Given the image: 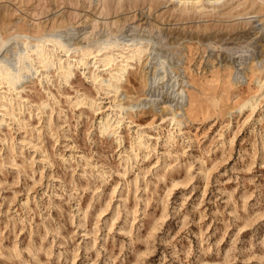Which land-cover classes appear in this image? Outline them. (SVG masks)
<instances>
[{"label": "rangeland", "instance_id": "1", "mask_svg": "<svg viewBox=\"0 0 264 264\" xmlns=\"http://www.w3.org/2000/svg\"><path fill=\"white\" fill-rule=\"evenodd\" d=\"M96 1L0 0L4 37L150 40L118 96L52 69L0 101V264H264V0ZM117 102L133 108L103 133Z\"/></svg>", "mask_w": 264, "mask_h": 264}, {"label": "bare ground", "instance_id": "2", "mask_svg": "<svg viewBox=\"0 0 264 264\" xmlns=\"http://www.w3.org/2000/svg\"><path fill=\"white\" fill-rule=\"evenodd\" d=\"M100 1L97 0L96 2ZM204 1L217 4L225 0H178L180 3L199 4L201 6L204 5ZM10 43H14L15 45H12V47L16 48L13 58L4 54V52L10 50ZM149 43L150 40L142 37H133L126 40L119 35L109 34L105 38L101 37L87 43L75 45L71 39L59 32H49L37 36H33L28 32H18L9 37H4L0 33L1 104L6 107V113H11V108L17 102L15 101L16 97H20L21 90L19 86L23 79L28 74H42L47 80H50L52 69L57 70L63 81L69 82L72 76L76 74V68H83V72L95 84L98 92L117 95L130 68L133 69L135 62L142 61L149 49ZM158 65L165 68L167 66L166 59L160 60ZM241 76L242 74L239 75V78ZM257 83L260 88L264 87L263 78L258 79ZM185 85L186 81L184 79H177L175 90L179 106H182V102L188 96ZM77 101L87 102L88 106L95 112L102 108L100 97H81ZM256 104L257 99L253 95L239 106V110L242 111L248 107L255 108ZM114 106L119 109L117 110L114 107L112 111L103 115L99 121V128L103 133L116 134L129 109L133 108V105L122 102H117ZM170 118H172L173 124L177 126V130H181L183 119L180 118V113L174 111L173 116ZM169 137L174 139V132L169 133ZM135 138L138 143L144 144L143 131L138 132Z\"/></svg>", "mask_w": 264, "mask_h": 264}]
</instances>
